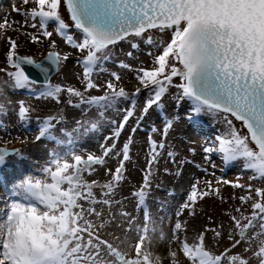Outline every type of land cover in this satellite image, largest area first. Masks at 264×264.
I'll use <instances>...</instances> for the list:
<instances>
[{
  "label": "snow or ice",
  "instance_id": "1",
  "mask_svg": "<svg viewBox=\"0 0 264 264\" xmlns=\"http://www.w3.org/2000/svg\"><path fill=\"white\" fill-rule=\"evenodd\" d=\"M21 3L35 5L26 11L14 6L13 11L25 17L21 28H37L38 21V35L23 34L32 43H41V37L50 41L51 50L43 61L52 69L59 71L71 56L57 50L56 41L50 39L54 33L81 54L76 63L82 68V77L77 79L81 80L83 90L53 84L50 80L38 87L39 82L31 78L24 65L45 76L49 67L33 56L19 55V44L9 37L7 62L14 70L0 68L8 77L0 81V129L5 127L2 117L8 115L13 104L8 91L28 90L35 99H52L56 103H61V96L66 94L69 107L85 114L95 109L97 118L76 120L75 126L68 129L58 127L66 120L62 110L37 117L36 141L46 139L57 147L49 151L48 158L35 173L25 174L10 186L0 176V185L6 188V195L0 199V264H163L165 259L169 264H252L253 261L264 264V188L253 189L251 183L245 186L216 178V185L246 189L247 194L239 197L241 205L251 201V212L247 215L240 207L234 210L238 215L226 213L231 220L227 233L229 245L222 251L208 246L206 234L212 232L218 246V241L224 238L223 224L216 228L205 226L189 240L188 221L182 219L185 212L194 216L197 204L205 198L214 195L223 199L220 187H214L211 180L191 184L175 212L170 236L152 217L147 204L151 166L158 163L166 147L171 120L165 122L162 130L151 129L152 133L159 131L161 138L156 141L149 135V167L139 189L132 193L137 210L143 213L142 221L123 208L112 212L114 205L121 204L115 197L125 179V162L130 159L132 141L130 136L117 151L119 137L135 116L138 97L144 91L148 96L133 133L152 108L163 107L164 96L174 87L177 103L190 102L186 116L190 122L203 114L223 118L224 130L204 152L219 154L225 165L240 162L242 170L251 173L250 181L264 182V0H21ZM62 8L66 9L71 23L64 19ZM50 24L53 31L48 30ZM10 27L7 18L0 23V29ZM154 31L170 32L171 37L168 41H158L152 35ZM138 41L156 52L148 53L152 57L151 67L132 69L120 62L119 67L136 73L139 86L133 92L118 87L121 77L116 72L110 74L112 79L102 88L92 80L93 74L103 70V64L112 58L119 42L137 49ZM127 55L131 57L132 52ZM92 90L103 94L93 95ZM122 102L129 106L122 109L121 120L108 122L112 132L100 145V154L80 148L83 138L100 130L109 110L121 111L117 106ZM15 104L17 120L21 124L30 122L35 109L24 100ZM113 156L120 160L115 170L106 169L110 179L103 183L86 179V175L96 172V166H105L107 158ZM168 156L174 160L172 152ZM11 157L25 158L18 148L0 147V168ZM204 171L207 173V169ZM117 215L122 218L116 225L118 228L125 233H136L134 244L127 240L116 244L102 237L103 229ZM253 240L258 241L256 250L252 248ZM157 242L167 243L166 256L151 251ZM122 244H127V248L121 247ZM241 244L247 245L243 253L234 252Z\"/></svg>",
  "mask_w": 264,
  "mask_h": 264
},
{
  "label": "rangeland",
  "instance_id": "2",
  "mask_svg": "<svg viewBox=\"0 0 264 264\" xmlns=\"http://www.w3.org/2000/svg\"><path fill=\"white\" fill-rule=\"evenodd\" d=\"M21 9V11H26L27 9H30L32 7H35L34 4H28L23 5L21 3V0H0V23L4 22L5 18H9L8 23L12 24V27L7 29H0V68L7 69L8 71H12L14 69L9 68L8 62H7V52L9 49V43L8 38L11 37L13 40H16L17 43L21 46L18 48V53L21 56H33L39 60H41L44 56L47 55V53L51 50L49 47V40L44 39L41 37L42 42L41 43H32L30 42V38L27 35H24L23 33H32V34H39L38 29V21H37V28H31V27H23L21 28V25L24 23L25 17L16 11H13V7ZM3 10H8L5 13L7 14L10 12L9 10H12V14L5 15ZM64 19L71 23L70 20H68V14L66 9H61ZM4 14V15H2ZM18 22V23H13ZM29 24L32 23L31 20L28 21ZM17 30H19V33L16 34ZM49 31H53V26L50 24L48 27ZM74 31V30H73ZM153 37L156 40H164L168 41L171 37V33H160V32H153ZM51 40L56 41L57 50L61 53H71L70 58L61 66L60 70L57 71L50 79L51 83L53 84H61V85H68V86H75L77 88H80L83 90V84L80 79H77L78 76L82 77V68L77 65L76 60L81 56L80 53L76 52L75 49H72L68 45L64 43V41L56 35L55 33L50 38ZM139 47L137 49H132L131 45L127 42H119L115 48L113 49L112 58L108 61H106L103 64V70H97L92 76V80L97 84L100 85L101 88L105 84L106 81H109L112 79L111 73L116 72L120 75L121 79L118 83V87H121L120 85H124L125 89L128 90V92H133L136 87L139 86L138 81L136 80V73L133 70H129L127 68H121L119 67V64L121 61L131 66L132 69L139 68L141 66L143 67H151L152 65V57L148 55L149 52H156L155 49L151 48V46L146 45L142 41H138ZM132 52V56L129 57L127 55L128 52ZM64 71H69V74L65 73ZM8 77L5 75L4 72H0V81L7 80ZM62 82V83H60ZM177 83L179 81H176ZM42 85L38 83V87ZM7 91V89H6ZM91 94L93 95H101L102 92H97L96 90H92ZM168 96H164L163 101H174V106L177 105L175 114L170 113L169 115L166 112H163L165 115L166 120L172 121V129L169 130L167 135V143H166V150L172 151L174 155V160L168 158L169 160H172L173 162H169L171 165H175V169L165 174V171L168 165L162 164V161H165L167 158L164 156L158 163L151 166V172H152V181L153 183H159V179L163 180L166 185H157L155 187H152L150 193L154 191L159 192L160 194H163L166 197V203L162 206L160 209L161 211L157 214V216L153 217L158 224H160L161 228H164L163 231L166 234L170 233L171 226L175 223V212L179 208V206L184 202L185 197L187 195V192L190 190V186L195 181H204V180H211L213 182L214 187H220V194L221 198H218L216 196H211L208 198H205L204 200L200 201L196 206V212L194 216H189L187 212L184 213L182 219L188 221V231L187 235L189 237V240L191 238L198 234L200 231L204 229L205 226L209 228H216L218 225L223 224L222 233L224 238L220 239L218 241L217 246V240L213 236L212 232H208L206 234L207 237V243L208 246L211 247L214 251H222L225 247L229 245V241L227 239V233L229 230V227L231 225L230 216L226 213H230L231 215H238L234 210L237 207L242 208V210L245 211V214H249L251 212V201L247 205H241L239 197L244 196L247 194L246 189L242 188H233L230 185H216L215 181L216 178H220L221 180H228L232 181L233 183L239 182L240 184H243L247 186L249 183L252 184L253 189L256 187L264 188V182L257 181V180H249V176L251 175L250 172L243 171L242 170V164L240 162L233 163L231 165H225L223 166V162L221 160V157L219 154L213 153V154H206L204 152L205 147H209L214 143V138L217 134L221 133L224 130V122L223 118L221 116L213 117L208 114H203L200 117L197 118V120L204 122L206 126H204L203 130H191L188 128V124L185 123L184 119H181L179 117L180 114H188L190 109V102L187 100L181 101L177 103V101L174 99V97L177 94V90L173 88H169L168 90ZM12 95L18 96L20 99L14 100L9 97ZM148 96V92L144 91L140 94L138 97L139 102V109L137 113H141V109L143 107L144 101L146 97ZM8 98L12 101L13 104L8 109V115L5 117H2V119H5L9 123L4 124L5 127L0 129V147H7L9 149L11 148H18L21 150V152L24 155V159L21 163V165L18 163V159L15 157L9 158L8 162H12L13 167H9L8 169H5L3 171H0V176H3L5 182L7 185H11L15 180H18L22 178L25 174L29 172L35 173V170L39 168L42 164H44L45 160L48 158V153L50 150L57 147V145L53 142H50L46 139H41L39 141H36V136L39 134V126L37 123V117L43 118L47 115L54 114L57 112L63 111V114L66 118L65 123L63 125H60L58 127H65L68 129H71L75 126L76 120H94L97 118V112L95 109L89 110L86 114L82 113L80 109H75L72 107H69L66 103V100L68 99L67 95L61 96V103H56V101L52 99H35L30 92L24 91V90H18L15 92L8 91ZM30 99H33L34 101H31ZM24 100L26 104H29L32 106V108L35 109L31 113L30 122L26 124H21L16 116H15V110H16V101ZM162 101V102H163ZM138 105V106H139ZM127 103L122 102L117 107L121 109V111L116 110H109L106 113L105 121L102 123L100 130L96 133L90 134L88 137H85L80 142V148L83 150H86L88 152H93L96 154H99L100 151L93 145H97L99 143L103 142V136L105 134H110L112 132V126L108 123L111 120H117L118 116L120 115L122 117V109L126 108ZM181 107V109L179 107ZM155 110L154 112L152 110ZM160 110L157 107L152 108L149 112L158 113ZM136 113V114H137ZM147 114V115H148ZM9 116H12V120L10 122ZM175 118L173 119V117ZM176 116H178L176 118ZM161 115L157 114L154 119L146 118V121L143 120L140 126L137 128V130L132 134L131 132H127L126 129L120 139L123 143H126L128 141V138L131 136L132 141L130 145V159L125 162V172L124 176L125 179L120 185V187L117 189L116 193V200L123 199L121 201L120 205H114L112 208V212L117 213L120 211L121 208L127 212H132V202L131 204L128 203L132 201L134 198L133 196H130L129 199L127 197L130 195L131 190H138L139 187L134 184V182H130V179H132V176H136L137 179L140 181V171L145 173V171L148 169V161L145 159V155L143 158L140 156V161H138V153L137 148L134 146L133 142L138 137L141 139V144L145 152L147 150V143L149 135H152V138L156 141H159L161 138L160 132L152 133L150 127L151 125L154 126L156 123H163L165 124L166 121H160ZM156 119V120H155ZM120 120V119H119ZM152 121V123H151ZM137 119L134 121V123L129 124V130H132L134 127H136ZM236 126L240 127L239 123L236 122ZM163 126H160L161 129H163ZM6 131V134H3V132ZM13 132H21V135H17L19 137H23L25 141H28L27 146L19 145L18 147L8 146L9 143H5L6 141H14V137L11 136L10 133ZM4 135V136H3ZM57 135H59V132L57 131ZM28 139V140H26ZM83 140H86L83 142ZM191 142H200V146H194L191 144ZM85 144H90L89 146H86ZM38 149V151H35V149ZM196 148V150H195ZM188 149H191L193 152L188 151ZM120 149L117 148V151ZM195 150V151H194ZM40 153H44L40 158L37 157V155H40ZM164 153V152H163ZM177 153V154H176ZM144 154V153H143ZM142 154V155H143ZM206 155H208V159H205ZM178 156V157H175ZM120 157L113 156L111 158H107L106 165L105 166H96V172L91 175L87 176L86 179L89 180V178L96 177L100 179L102 182H105L106 180L110 179V176H106L105 172L106 169H112L115 170V168L119 165ZM183 162V163H182ZM162 164V165H161ZM213 164L215 167H221L222 169H215L213 168ZM221 165V166H220ZM162 166V167H161ZM224 167V168H223ZM21 168L20 170H18ZM204 169H207V173H205ZM25 170L23 173L22 171ZM222 170H224V173H222ZM15 173L13 177H10V174ZM23 173V175H22ZM179 173V175L177 174ZM214 173V175H213ZM179 180V181H178ZM165 186H168L166 188ZM201 187H203V184H201ZM169 189V190H168ZM99 189H97V194H99ZM132 191V192H133ZM0 193L1 199L6 195V188L3 185H0ZM169 193L170 195H168ZM253 197H255V192L252 193ZM152 196V195H150ZM157 195L156 197H158ZM235 197V198H233ZM164 200V197L159 196V200ZM152 202H156L153 200ZM128 203L131 208H129L128 205H122ZM99 208L100 206L97 205ZM159 208H156V211ZM133 216L136 214H140L138 211L135 212V214L131 213ZM104 215L108 217V209H104ZM137 219L140 221V218H138V215H136ZM209 217H211V221L209 220ZM162 221V223H161ZM122 218L117 215L115 221L113 223H121ZM126 227V225H125ZM106 228V227H105ZM114 232L116 233V236L121 235L117 231H122L121 228H118L117 226L114 227ZM111 232V231H109ZM124 232V231H122ZM135 232H133L134 234ZM128 235H132V232L126 233ZM251 234V233H250ZM110 238L106 237L110 241H113L116 244H120L119 241L116 240V236L113 234ZM133 241L136 240V233L134 234ZM258 241L253 240L252 241V248L253 250H256V245ZM125 245V244H124ZM122 244L121 247H124ZM246 244H241L239 247L234 249V252L236 253H243L244 247H246ZM176 245H173V248H175ZM151 251L160 256H166L167 252H165V255L162 252L156 251L151 249ZM161 251V250H160ZM247 255H250L247 254ZM181 260L184 258L181 256ZM163 264H169V261L165 259L163 261ZM252 264H256L255 261L252 262Z\"/></svg>",
  "mask_w": 264,
  "mask_h": 264
},
{
  "label": "bare ground",
  "instance_id": "3",
  "mask_svg": "<svg viewBox=\"0 0 264 264\" xmlns=\"http://www.w3.org/2000/svg\"><path fill=\"white\" fill-rule=\"evenodd\" d=\"M6 11H8V10H3V12L2 13H4L5 15H9V14H12V10H9L10 12H8L7 14L5 13ZM4 14H2V15H4ZM9 20V18H7V21ZM19 33V30H17V32H16V34H18ZM20 46V45H19ZM21 47V46H20ZM65 73H67V74H69V71H64ZM60 83H62V82H60ZM121 87H124L125 88V86L124 85H120ZM127 90V89H126ZM18 91V90H17ZM24 91H27V92H29L28 90H24ZM128 91V90H127ZM30 94H32V93H30ZM166 96H168V94L166 95ZM9 97L10 98H12V99H14V100H18V99H20L18 96H16V95H12V96H10L9 95ZM31 101H34L33 99H30ZM13 101V100H12ZM163 103V107L162 108H159V112L157 113H153L155 110L153 109L152 111L153 112H151V113H149L143 120H145L146 121V118H149V119H154L155 118V116L157 115V114H160L161 115V117L162 118H160V121H167L166 120V118H165V115H164V113L163 112H166L168 115L170 114V113H173V114H175V111H177L176 110V107H177V105H175V107L173 108V106H174V101H163L162 102ZM138 105H139V102H138ZM137 105V108H136V113H137V111H138V109H139V107H140V105L138 106ZM129 105L127 104V106L126 107H128ZM179 107V106H178ZM180 109H181V107H179ZM123 113V112H122ZM140 114L141 113H137V114H135V116L132 118V119H130V121H129V123L127 124V126H126V131L127 132H131L132 134H133V131L132 130H129L128 131V126H129V124H132V123H134V121L136 120V119H138L139 117H140ZM186 114H180L179 115V117H181V119H184L185 120V123H187L188 124V128H190L191 130H193V129H196V130H201L200 128H201V125H200V121L199 120H197L196 119V121L195 122H190L188 119H186ZM122 117H123V114H122ZM122 117L119 115L118 116V119L116 120V121H119V119L121 120L122 119ZM178 116H176V118H177ZM175 118V116L173 117V119ZM13 118H12V116H9V120H10V122H11V120H12ZM156 120V119H155ZM3 121H4V124H7V123H9L8 121H6L5 119H3ZM151 123H152V121H151ZM164 124L163 123H156V124H154V126L153 125H151L150 127H155V128H157V129H159V130H162L161 128H160V126H163ZM172 130H173V128H171ZM125 130L121 133V135L124 133V132H126ZM0 134H1V132H0ZM3 134H6V131L5 132H3ZM11 134V136L12 137H14L15 139H14V141H12L11 140V143H9V145L8 146H13V147H18L19 145H23V146H27L29 143H28V141H25L24 140V138L23 137H19V136H17L18 134L19 135H21L22 133L21 132H13V133H10ZM109 135H111V133L110 134H105L104 136H103V142L105 143V140H104V138L106 137V136H109ZM121 135H120V137H121ZM4 136V135H3ZM120 137H119V141H118V149H121L122 147H123V145L125 144V143H123L122 141H121V139H120ZM84 139V138H83ZM26 140H28V139H26ZM86 140H83V142H85ZM123 141H128V140H123ZM110 143V142H109ZM166 143H167V141H166ZM102 143H99V144H95V145H93V146H95L99 151H100V145H101ZM133 144H134V146L137 148V153L139 154L137 157H138V161H140V156H141V158H143L144 157V155H145V159H146V161H148V158H149V145H148V143H147V150H146V152H145V149H144V147L142 146V145H140L141 144V139H139L138 137L134 140V142H133ZM191 144H193L194 146H197V147H199L200 146V142H191ZM86 146H89L90 144H85ZM195 150H196V148H195ZM194 150V151H195ZM35 151H38V149L36 148L35 149ZM188 151H190V149H188ZM164 152V153H163ZM163 152H162V154L160 155V157H159V161L165 156L167 159L165 160V161H162L163 163L162 164H164V165H168L169 167H167V169L166 170H168V172H165V174H168V173H170V172H172L175 168V165H171L169 162H173L172 160H169L168 158H169V156H168V153L169 152H172V151H168V150H166V148H164V150H163ZM190 152H193V151H190ZM144 153V154H143ZM173 153V152H172ZM100 154V153H99ZM99 154H97V155H99ZM143 154V155H142ZM177 154V153H176ZM42 155H44V153H40V155H37V157L38 158H40ZM175 157H178V156H175ZM23 160H25V159H23ZM23 160H18V163L21 165L22 163V161ZM176 160V159H175ZM174 160V161H175ZM158 161V162H159ZM154 164H156V163H154ZM153 164V165H154ZM161 164V165H162ZM5 167H6V169H8L9 167H13V164H12V162L10 161V162H7V164L4 166V167H2V168H4L5 169ZM162 167V166H161ZM224 168V167H223ZM215 169H222V167H215ZM25 171H23V173H24ZM23 173H22V175H23ZM222 173H224V170H222ZM14 173H12V175H13ZM15 175V174H14ZM144 175H145V173H143L142 171H140V181H139V179H137L136 178V176H132L133 178L132 179H130V182H134V184L135 185H137L138 187L141 185V183L143 182V177H144ZM89 180L91 181V180H97V181H99V182H101V183H103L100 179H98V178H96L95 176L94 177H92V178H89ZM179 181V180H178ZM152 187H155V186H157V185H166V183L163 181V180H160L159 179V183H153V181H152ZM166 188H168V186H165ZM169 190V189H168ZM97 191V190H96ZM133 190H131L130 191V195L127 197V199H129V197L130 196H132V193L134 192V191H136V190H134L133 192H132ZM99 192V191H98ZM168 195H170L169 193H167ZM1 193H0V199H1ZM150 195H152V196H150ZM150 195L148 196V199H147V204H148V208H149V210H150V212H151V214H152V217H155V216H157V214L161 211L160 209L162 208V206L166 203V197L163 195V194H160L159 192H155L154 191V193L153 192H151L150 193ZM157 195H159L160 197H164V200H159V196L158 197H156ZM123 199H120L119 201H122ZM153 200H155L156 202H152ZM131 202H132V212L135 214V212L136 211H138L140 214H136V215H138V218H140V221H142V217H143V213H142V211H139V210H137V208H136V200H135V198H133L132 199V201H130V202H128V203H130L131 204ZM128 203H125V204H122L123 206L124 205H128L129 206V208H131V206L128 204ZM156 208H159L157 211H156ZM132 212H129V213H132ZM135 215V216H136ZM105 218H107L106 216H105ZM138 220V219H137ZM139 221V220H138ZM117 225V223H113V221L112 222H110L107 226H106V228H104L103 229V231H102V233H101V235H102V237L103 238H105V239H107L108 237L110 238L111 236H113L112 235V231H113V234L116 236V231L114 232V227ZM162 229H164V228H162ZM171 230V229H170ZM109 231H111V232H109ZM122 231H123V229H122ZM122 231H117L118 233H120L121 235H118V236H116V237H118V239H116L117 241H119V242H121V241H124V240H127L129 243H132V244H134L135 243V241H133V239L132 238H134V234H133V232H132V235H128V234H126L125 232H122ZM169 236H170V233L168 234ZM107 237V238H106ZM109 240V239H108ZM124 245V244H123ZM122 246V245H121ZM124 248H127V244H125L124 245ZM167 248H168V245H167V243L166 242H157V243H155L154 245H153V247L151 248V249H153V250H156V251H159V252H162L164 255H165V252H167ZM161 250V251H160Z\"/></svg>",
  "mask_w": 264,
  "mask_h": 264
},
{
  "label": "water",
  "instance_id": "4",
  "mask_svg": "<svg viewBox=\"0 0 264 264\" xmlns=\"http://www.w3.org/2000/svg\"><path fill=\"white\" fill-rule=\"evenodd\" d=\"M41 62H43L45 66L49 67L50 69L47 76H45L43 73L39 72V70L34 69L29 65H24V68L31 76V78L36 79L39 83H44L46 80L50 79V77L56 72V70L52 69L51 65H49L46 61H43V59H41Z\"/></svg>",
  "mask_w": 264,
  "mask_h": 264
}]
</instances>
